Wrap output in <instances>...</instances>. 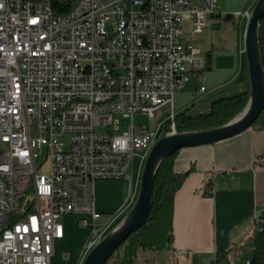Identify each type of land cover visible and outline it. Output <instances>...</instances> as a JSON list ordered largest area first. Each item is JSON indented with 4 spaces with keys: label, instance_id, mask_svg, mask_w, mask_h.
<instances>
[{
    "label": "built area",
    "instance_id": "2783aa9c",
    "mask_svg": "<svg viewBox=\"0 0 264 264\" xmlns=\"http://www.w3.org/2000/svg\"><path fill=\"white\" fill-rule=\"evenodd\" d=\"M218 10L219 0H78L61 15L50 1L0 0V264H52L62 218L87 215L83 264L125 217L138 185L97 230L95 184L129 178L133 189L134 159L177 133L175 96L208 68L187 36L219 26ZM164 111L153 132L134 123Z\"/></svg>",
    "mask_w": 264,
    "mask_h": 264
},
{
    "label": "crops",
    "instance_id": "0c3cea01",
    "mask_svg": "<svg viewBox=\"0 0 264 264\" xmlns=\"http://www.w3.org/2000/svg\"><path fill=\"white\" fill-rule=\"evenodd\" d=\"M258 1L251 0L246 4L245 9L249 13L235 14V17H242L239 20L232 15L238 0H219L220 25L206 29L202 33L203 38H212L214 30L218 31L217 34H223L226 24L233 21L234 26H238L240 49L243 52L249 23V18L245 15H251ZM205 40L201 41V48L194 46L207 57V72L213 70L214 52L223 50L224 45L220 46L213 38L205 45ZM243 64L240 72L230 78L228 83L223 82L215 87L219 89L215 94L209 91L206 94L199 93V89L203 87L205 72L192 75L189 84L180 93L190 87V90H194L202 98L207 97L199 104L201 106L197 113L209 114L215 101L250 92L248 82L241 81L244 86H236L234 83L237 78H242ZM186 108L184 106L182 110ZM188 109L184 112H188ZM256 157H264V113L253 127L240 135L213 145L179 151L175 157V170L178 174H187V177L175 196L173 245L171 249L161 253L140 255L139 263L169 264L172 261L180 264L184 261L185 264H212L218 255L224 256L225 260L221 264L252 263L256 243L264 238L260 235L264 232L259 231L260 223L264 222V165L256 164ZM140 183L139 173L136 185L139 187ZM124 206L121 203L105 210L110 217Z\"/></svg>",
    "mask_w": 264,
    "mask_h": 264
},
{
    "label": "rangeland",
    "instance_id": "374dc122",
    "mask_svg": "<svg viewBox=\"0 0 264 264\" xmlns=\"http://www.w3.org/2000/svg\"><path fill=\"white\" fill-rule=\"evenodd\" d=\"M250 1L251 0H238V2H236L235 5L236 8H234L232 12L234 18H239L240 20V18L242 19V17L241 16L235 17V14L249 13L246 12L245 6ZM252 12L253 10L251 11V14ZM248 20L247 22H249ZM213 30L214 29H212V31ZM213 33H214V35H212L213 40L215 39L216 43H219L220 46L222 45L224 46H223V50L220 49V51L214 52L213 70L207 71L203 74L202 85L205 86L210 93L215 94V91L217 92L219 90L218 88H217L218 90L215 89V87L222 85L223 82L228 83V80L230 78H232L236 73L240 72L242 68L244 56L242 54V50L240 49L241 41L239 40L238 26L237 27L234 26L233 21H229L228 24H226V26L224 27L223 34H217L218 31L215 30L213 31ZM187 37L190 40H192L195 46L200 48L202 47L201 41L206 39L204 42L206 45L212 39L211 36L210 39H207V37L203 38L202 33L201 34L189 33ZM198 39L200 40L197 41ZM221 42H224V44H222ZM234 83L236 84V86L237 84L238 85L241 84V86H244L243 83H241L240 77L237 78L234 81ZM205 98L207 97L202 98L199 94H197V92H194V90H190V87L183 93H178L175 97L176 114L182 113L187 108H189L188 115L190 117H196L197 115H199L197 113V110L201 106L199 104H201V102ZM183 105L187 107L184 110H182L184 108ZM168 116H169L168 111H164L155 117L139 114L135 117L134 123L136 127L140 129L146 128L148 131L153 132L157 129L159 124L163 123L168 118ZM126 127H127V123L122 121L121 128L125 129ZM66 140H68V138H66ZM145 164L146 162L143 163L142 165L141 160L139 158H135L128 170V174H127L128 177L133 179V183H134L133 189L131 187L129 178L120 179V180H116V179L99 180L96 182L95 184L96 211L97 213L104 216V218L97 224V230L101 229L103 223L106 222L108 219H110L109 217L110 214L109 212H106L105 209H112L121 203L124 205L132 198L133 194L135 193V186L137 183L138 175L140 173L142 176ZM139 187H141V183ZM139 194H140V188L139 191L136 193L137 199L139 197ZM29 198L30 196H28L26 200H28ZM134 205L135 204H131V206L128 209V213L131 211ZM61 221L66 230V236L64 240L58 241L56 243V250L54 257L52 258V264H78L83 254L85 244L94 232V225L91 216L67 215L64 216ZM169 264H178V263L177 262L172 263V261H170ZM180 264H185V262L181 261Z\"/></svg>",
    "mask_w": 264,
    "mask_h": 264
},
{
    "label": "water",
    "instance_id": "95a60500",
    "mask_svg": "<svg viewBox=\"0 0 264 264\" xmlns=\"http://www.w3.org/2000/svg\"><path fill=\"white\" fill-rule=\"evenodd\" d=\"M264 0L256 4L245 34L250 99L245 110L227 125L201 132L176 133L161 138L151 150L141 176L139 197L125 218L89 253L83 264H107L132 234L141 230L151 213L154 183L166 160L185 148L213 145L233 138L255 125L264 112V65L261 52V23Z\"/></svg>",
    "mask_w": 264,
    "mask_h": 264
},
{
    "label": "trees",
    "instance_id": "16d2710c",
    "mask_svg": "<svg viewBox=\"0 0 264 264\" xmlns=\"http://www.w3.org/2000/svg\"><path fill=\"white\" fill-rule=\"evenodd\" d=\"M27 1H50L52 7L59 14L67 15L74 9L78 0H64L62 2L59 0ZM260 46L264 65V20L261 23ZM241 81L250 83L246 57H244ZM249 99L250 92H244L235 97L215 101L209 114L196 117H190L187 111L178 114L175 120L177 132H201L227 125L245 110ZM176 155L177 153L166 160L157 174L154 183L152 209L145 226L132 234L107 264H140L138 258L142 254H157L171 249L174 241L173 209L175 196L187 177V174L182 175L176 172ZM260 235L264 237V233H260ZM262 240L256 243L255 256L251 264H264V238ZM224 260V256L218 255L219 264Z\"/></svg>",
    "mask_w": 264,
    "mask_h": 264
},
{
    "label": "bare ground",
    "instance_id": "6f19581e",
    "mask_svg": "<svg viewBox=\"0 0 264 264\" xmlns=\"http://www.w3.org/2000/svg\"><path fill=\"white\" fill-rule=\"evenodd\" d=\"M136 201H137V199H136ZM135 203H136V202H135ZM127 214H128V213H127ZM127 214H126V215H127ZM126 215H125V216H126ZM124 218H125V217H124ZM124 218H123V219H124ZM123 219H122V220H123ZM110 232H111V231H110ZM110 232H109V233H110ZM105 237H106V236H105ZM105 237H104V238H105ZM86 258H87V257H86ZM85 260H86V259H85Z\"/></svg>",
    "mask_w": 264,
    "mask_h": 264
}]
</instances>
